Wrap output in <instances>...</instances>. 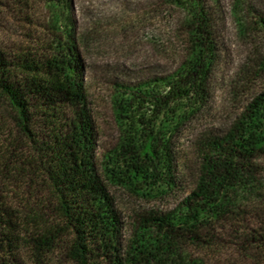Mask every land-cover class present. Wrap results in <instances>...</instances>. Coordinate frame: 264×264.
I'll return each mask as SVG.
<instances>
[{"label": "trees", "instance_id": "16d2710c", "mask_svg": "<svg viewBox=\"0 0 264 264\" xmlns=\"http://www.w3.org/2000/svg\"><path fill=\"white\" fill-rule=\"evenodd\" d=\"M167 1L182 13L185 57L169 73L113 82L118 137L99 153L74 0H0V108L54 200L52 222L27 241L34 257L58 251L70 264H224L213 256L231 251L264 264V87L225 131L196 139L193 189L169 210L136 214L124 235L110 188L145 200L178 188L172 140L207 102L220 62L222 0ZM229 6L243 36H262L244 75L264 77V0ZM2 206L0 264H17L20 239Z\"/></svg>", "mask_w": 264, "mask_h": 264}, {"label": "rangeland", "instance_id": "374dc122", "mask_svg": "<svg viewBox=\"0 0 264 264\" xmlns=\"http://www.w3.org/2000/svg\"><path fill=\"white\" fill-rule=\"evenodd\" d=\"M74 3L79 49L89 67V109L96 126L98 152L103 153L115 145L118 137L110 108L113 82L169 73L178 66L187 47L180 25L182 13L167 0ZM221 6L223 16L216 32L221 56L210 97L172 140L179 165L178 188L153 200L110 188L125 223V236L136 214L169 210L193 189L198 167L196 139L202 133L225 131L245 103L263 90L264 77L244 75L262 46L261 34L243 36L230 14L229 0H222ZM53 201L28 153L23 134L7 110L0 108V205L7 213L4 218L8 217L14 225L13 234L20 239L15 250L17 264H70L58 251L50 257H34L27 242L52 222ZM5 230L0 225V233L5 235ZM213 257H220L224 264H250L241 262L240 256L231 251Z\"/></svg>", "mask_w": 264, "mask_h": 264}]
</instances>
